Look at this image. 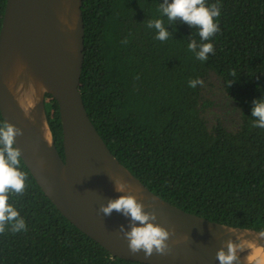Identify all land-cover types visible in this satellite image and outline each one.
<instances>
[{
	"label": "trees",
	"instance_id": "obj_1",
	"mask_svg": "<svg viewBox=\"0 0 264 264\" xmlns=\"http://www.w3.org/2000/svg\"><path fill=\"white\" fill-rule=\"evenodd\" d=\"M163 3L83 0L79 89L87 114L111 153L155 195L213 222L264 231V128L252 116L254 102L264 101V0H206L221 10L210 41L169 21ZM6 4L0 0V31ZM156 19L169 32L164 41L148 27ZM193 40L213 43L215 52L198 60L188 48ZM197 79L203 84L190 87ZM222 106L229 121L213 117ZM45 107L64 158L58 104L47 95ZM19 170L25 189L10 192L9 203L25 228L5 225L0 264H141L112 257L56 209L22 159Z\"/></svg>",
	"mask_w": 264,
	"mask_h": 264
},
{
	"label": "water",
	"instance_id": "obj_2",
	"mask_svg": "<svg viewBox=\"0 0 264 264\" xmlns=\"http://www.w3.org/2000/svg\"><path fill=\"white\" fill-rule=\"evenodd\" d=\"M83 0H7L0 31V113L19 128L14 147L56 209L114 258L141 264H220L231 241L234 264H258L261 231L237 228L188 213L151 192L111 153L91 122L79 89L84 65ZM58 104L64 158L46 114V98ZM117 182L125 186L116 190ZM132 195L169 231L166 255L129 250L124 232L131 218L101 211L110 200ZM123 228V231H121Z\"/></svg>",
	"mask_w": 264,
	"mask_h": 264
},
{
	"label": "clouds",
	"instance_id": "obj_3",
	"mask_svg": "<svg viewBox=\"0 0 264 264\" xmlns=\"http://www.w3.org/2000/svg\"><path fill=\"white\" fill-rule=\"evenodd\" d=\"M159 11L169 21L179 19L190 27L198 29V35L203 41H210L220 31L218 18L221 10L218 3L206 5V0H171L169 3L168 0H164L159 6ZM148 27L157 30L158 40L168 39L169 32L165 29L162 20L150 21ZM188 48L196 52V58L200 61L207 60L208 54L215 52L211 42L197 45L193 40ZM197 83L203 84V81L190 80L189 86L195 88ZM254 104L252 116L258 118L254 127L264 128V101H255ZM20 134H22L21 130L12 125L0 126V233L5 231V225L9 222H14L12 228L14 232L25 228V221L20 218V212L9 203L10 192L20 194L25 189L26 173L19 170L21 153L13 146L15 136ZM116 190L123 192L125 186L117 182ZM114 210L131 218V230L124 232L131 253L143 251L145 257H151L153 253L159 255L168 253L169 231L152 222L156 219L155 214L145 212L144 205L138 202L135 196L122 195L101 207L105 215H110ZM260 236L264 237V231L260 232ZM217 258L220 264H234L237 260V249L231 241L227 243L226 252L223 249L218 251Z\"/></svg>",
	"mask_w": 264,
	"mask_h": 264
},
{
	"label": "rangeland",
	"instance_id": "obj_4",
	"mask_svg": "<svg viewBox=\"0 0 264 264\" xmlns=\"http://www.w3.org/2000/svg\"><path fill=\"white\" fill-rule=\"evenodd\" d=\"M221 102V101H220ZM226 107H220V108H216L215 109V111H214V115H213V117H214V119H217V117L219 116V118L221 117V118H223L225 121H229L231 118H228L227 117V110L225 109Z\"/></svg>",
	"mask_w": 264,
	"mask_h": 264
},
{
	"label": "bare ground",
	"instance_id": "obj_5",
	"mask_svg": "<svg viewBox=\"0 0 264 264\" xmlns=\"http://www.w3.org/2000/svg\"><path fill=\"white\" fill-rule=\"evenodd\" d=\"M251 260L256 261L258 264H264V252L262 250H254Z\"/></svg>",
	"mask_w": 264,
	"mask_h": 264
}]
</instances>
